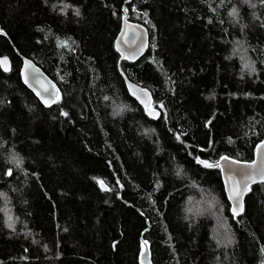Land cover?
I'll use <instances>...</instances> for the list:
<instances>
[{
  "label": "trees",
  "instance_id": "16d2710c",
  "mask_svg": "<svg viewBox=\"0 0 264 264\" xmlns=\"http://www.w3.org/2000/svg\"><path fill=\"white\" fill-rule=\"evenodd\" d=\"M123 17L150 34L135 62L115 49ZM3 55L0 264H140L144 240L152 264H264V184L234 216L197 162L252 161L264 140V0H0ZM24 57L60 88L52 106Z\"/></svg>",
  "mask_w": 264,
  "mask_h": 264
},
{
  "label": "water",
  "instance_id": "95a60500",
  "mask_svg": "<svg viewBox=\"0 0 264 264\" xmlns=\"http://www.w3.org/2000/svg\"><path fill=\"white\" fill-rule=\"evenodd\" d=\"M149 41L150 34L147 27L128 21L123 17L121 29L115 40V49L124 60L129 62L139 60L147 50ZM4 58H7V63L0 65V68L3 72H9L12 67L11 58L6 55L0 56V60ZM5 68L8 70H5ZM20 75L25 86L35 94L45 107L52 106L60 98L61 91L57 83L33 60L25 57L22 59ZM26 78L27 83L25 82ZM125 84L129 94L144 108L145 113L151 119H158L160 111L154 108L150 91L129 80H125ZM262 145H264V140L256 145L252 161H239L229 156H222L218 161L224 189L230 203V211L234 216H241L244 213L245 199L251 186L264 184V147ZM223 157L228 159H222ZM249 177H254V179H249ZM234 183L237 185V191L243 193L240 198H237L233 192ZM102 188H106L104 184ZM234 208L238 214H234ZM145 241L142 242L139 261L140 264H152L150 245L147 241V244H145Z\"/></svg>",
  "mask_w": 264,
  "mask_h": 264
},
{
  "label": "snow or ice",
  "instance_id": "6c2138e0",
  "mask_svg": "<svg viewBox=\"0 0 264 264\" xmlns=\"http://www.w3.org/2000/svg\"><path fill=\"white\" fill-rule=\"evenodd\" d=\"M233 14H235V13H233ZM125 58H127V57H125ZM7 63V58H4V59H2V60H0V65H4V64H6ZM5 70H8L7 68H5ZM25 82L27 83V78H26V80H25ZM45 91H47V89H45ZM38 95H39V93H38ZM42 99H43V97H42ZM46 102V101H45ZM161 107H162V105H161ZM262 147H264V145H262ZM222 159H225V160H227L228 158L227 157H223ZM198 163H200V164H202L204 167H206V168H210V167H219L220 165L219 164H211V163H209V162H207V161H204V160H198L197 161ZM9 175H11V172H9L8 173ZM249 179H254V177H249ZM101 183V185L103 186V181H101L100 182ZM233 192L235 193V196L237 197V198H240V197H242V192H240V191H237V185L234 183V185H233ZM241 210H242V206H241ZM233 212H234V214H238V213H236V209L234 208L233 209ZM11 226V225H10ZM145 244H147V242L145 241Z\"/></svg>",
  "mask_w": 264,
  "mask_h": 264
},
{
  "label": "rangeland",
  "instance_id": "374dc122",
  "mask_svg": "<svg viewBox=\"0 0 264 264\" xmlns=\"http://www.w3.org/2000/svg\"><path fill=\"white\" fill-rule=\"evenodd\" d=\"M207 208H209V207H207ZM216 229L218 230V231H220V230H222V228H221V222L219 223V221H217L216 222ZM215 229V230H216ZM216 235V234H215ZM221 239V242H220V244H221V246L222 245H224V244H226L225 243V241H226V237H224V238H220ZM227 242V241H226Z\"/></svg>",
  "mask_w": 264,
  "mask_h": 264
}]
</instances>
